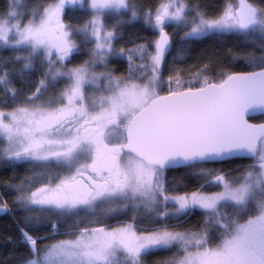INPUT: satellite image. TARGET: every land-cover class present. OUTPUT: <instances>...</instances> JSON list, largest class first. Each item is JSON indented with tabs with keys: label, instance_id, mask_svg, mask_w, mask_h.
I'll return each instance as SVG.
<instances>
[{
	"label": "snow or ice",
	"instance_id": "1",
	"mask_svg": "<svg viewBox=\"0 0 264 264\" xmlns=\"http://www.w3.org/2000/svg\"><path fill=\"white\" fill-rule=\"evenodd\" d=\"M0 168V264H264V0H5Z\"/></svg>",
	"mask_w": 264,
	"mask_h": 264
},
{
	"label": "trees",
	"instance_id": "2",
	"mask_svg": "<svg viewBox=\"0 0 264 264\" xmlns=\"http://www.w3.org/2000/svg\"><path fill=\"white\" fill-rule=\"evenodd\" d=\"M30 2L31 0H22V4L25 5L29 4ZM199 2L203 7L210 10L212 5L220 3V0H199ZM4 5H5V0H0V10L3 9ZM197 47L207 48L209 50H218V53L220 54L221 57L224 56L225 50L228 48H232L234 51L238 53L246 49V46L244 45V43L240 38L231 35L220 38L213 37L206 39L205 41L200 43ZM175 51L178 52L179 49H175L174 53ZM177 63L179 66L187 68L192 63V61L185 58H178ZM236 66L239 67L240 65L237 63ZM192 71L195 72L197 71V69L193 68ZM207 71L208 74H215V72L218 71V66L216 64H213ZM187 75L188 73L186 72L185 76ZM261 118L262 117L260 116L255 117L256 120H259ZM247 163H249L248 160L236 159V160L226 161L223 164L214 165V167H223L225 170L232 169V174L235 175L237 170V165L247 164ZM185 171L186 170L184 169L176 170L175 172L169 174L170 178L174 176L182 184H187L189 187H192L196 183L195 178L190 175H185ZM9 174H10V170H5L3 168H0V178H3ZM6 223H8V218L4 216L2 213H0V234L11 231V229L5 228ZM5 254H6L5 246L2 243H0V258H2L3 255ZM148 259L150 261L152 257H149Z\"/></svg>",
	"mask_w": 264,
	"mask_h": 264
},
{
	"label": "water",
	"instance_id": "3",
	"mask_svg": "<svg viewBox=\"0 0 264 264\" xmlns=\"http://www.w3.org/2000/svg\"><path fill=\"white\" fill-rule=\"evenodd\" d=\"M256 117H258V116H256ZM239 160H247V159H239Z\"/></svg>",
	"mask_w": 264,
	"mask_h": 264
},
{
	"label": "rangeland",
	"instance_id": "4",
	"mask_svg": "<svg viewBox=\"0 0 264 264\" xmlns=\"http://www.w3.org/2000/svg\"><path fill=\"white\" fill-rule=\"evenodd\" d=\"M176 52V51H175ZM175 54V53H174Z\"/></svg>",
	"mask_w": 264,
	"mask_h": 264
}]
</instances>
